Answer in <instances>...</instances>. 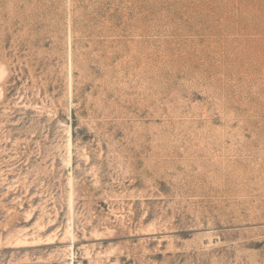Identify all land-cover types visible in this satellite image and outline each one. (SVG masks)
<instances>
[{
  "label": "rangeland",
  "instance_id": "obj_1",
  "mask_svg": "<svg viewBox=\"0 0 264 264\" xmlns=\"http://www.w3.org/2000/svg\"><path fill=\"white\" fill-rule=\"evenodd\" d=\"M0 264H264V0H0Z\"/></svg>",
  "mask_w": 264,
  "mask_h": 264
}]
</instances>
